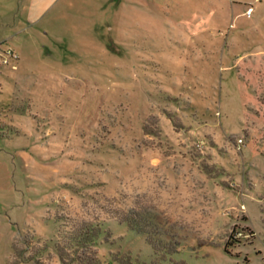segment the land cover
<instances>
[{"label": "rangeland", "instance_id": "rangeland-1", "mask_svg": "<svg viewBox=\"0 0 264 264\" xmlns=\"http://www.w3.org/2000/svg\"><path fill=\"white\" fill-rule=\"evenodd\" d=\"M0 264H264V0H0Z\"/></svg>", "mask_w": 264, "mask_h": 264}, {"label": "built area", "instance_id": "built-area-1", "mask_svg": "<svg viewBox=\"0 0 264 264\" xmlns=\"http://www.w3.org/2000/svg\"><path fill=\"white\" fill-rule=\"evenodd\" d=\"M253 2H262L263 0H252ZM252 12V6L249 5L248 9H247V15L249 16ZM239 142L242 143L243 141L241 139H239Z\"/></svg>", "mask_w": 264, "mask_h": 264}]
</instances>
